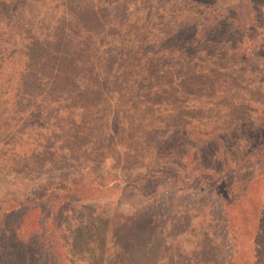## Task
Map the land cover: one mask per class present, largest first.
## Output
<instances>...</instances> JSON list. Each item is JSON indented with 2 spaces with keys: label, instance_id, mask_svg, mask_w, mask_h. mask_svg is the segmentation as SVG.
<instances>
[{
  "label": "trees",
  "instance_id": "16d2710c",
  "mask_svg": "<svg viewBox=\"0 0 264 264\" xmlns=\"http://www.w3.org/2000/svg\"><path fill=\"white\" fill-rule=\"evenodd\" d=\"M263 26L264 0H0V174L68 171L0 198V264H189L185 248L193 237L199 248L200 235L184 222L155 234L114 212L106 241L108 231L97 236L88 220L95 214L72 201L140 180L218 187L226 174L249 172L264 156ZM206 126L213 139L203 144ZM189 138L199 146L180 173ZM82 155L124 166L168 161L104 183L74 169ZM240 221L248 231L232 261L247 264L259 225Z\"/></svg>",
  "mask_w": 264,
  "mask_h": 264
},
{
  "label": "rangeland",
  "instance_id": "374dc122",
  "mask_svg": "<svg viewBox=\"0 0 264 264\" xmlns=\"http://www.w3.org/2000/svg\"><path fill=\"white\" fill-rule=\"evenodd\" d=\"M140 25V24H138ZM256 34L259 38L264 37V26L257 28ZM247 80L248 78L245 77ZM250 89V88H248ZM254 92H255V88ZM244 92V91H243ZM259 91L255 92V96ZM157 118L159 128L164 126L162 121L165 119V110ZM157 116V117H158ZM197 132L203 135V144L207 143L212 137L208 136L210 130L208 126L198 127ZM150 137V135H149ZM27 142H23L21 149H29L33 143L38 139L37 136L28 137ZM180 141V151L183 156L177 160L178 172L181 173L182 168L191 170V164L194 158H189L193 155V148L199 146L189 138ZM179 142V141H178ZM177 144V143H176ZM184 148V149H183ZM183 149V150H182ZM183 151V152H182ZM166 154V153H164ZM164 158V156H162ZM75 162L74 169H89L93 177L102 179L104 183L110 182L112 178H125L134 174H141L146 172L149 168L159 166L160 164H167V159H164L154 165H146L135 163L129 160L130 165H115L112 161L101 162L100 157H87L82 155V158ZM157 162V161H156ZM146 163V162H144ZM72 165V166H73ZM189 165L190 167H188ZM264 168V156H255L252 162V169L244 174L225 175L223 184L216 187L218 184L208 182H198L196 180L188 181H144L140 180V184L136 187L117 186L108 187L106 189L87 190L85 194L94 195L92 197L80 198L81 200L72 203L77 204L78 207L84 209V216L94 213L95 217L88 220L93 223L97 231V236L103 235L104 229L106 232V241H109L113 235L109 227L110 216L116 212L121 217H131L137 222L141 221L150 232L154 231L157 234L162 228V234L167 233L170 227L169 221L184 222L183 230L185 233L199 234V248L193 250V245L196 240L191 239L190 247L185 248L189 259V264H234L232 261L233 254L237 246L242 245V236L248 231L244 225L240 224V219L243 221L251 219L253 216L259 225L256 231V238L252 240L251 248L256 250L249 258L247 264H264V174L260 171ZM71 170V169H70ZM68 171L61 168L45 167L41 172L38 169H32L30 174H20L18 179L12 177L13 174H0V198H6L7 194H18L25 190V193L38 190L37 185L48 182L49 180H56L61 175H65ZM178 179L188 174H177ZM191 175V174H190ZM12 180L8 182L9 177ZM7 181V183H6ZM6 187V190L4 188ZM43 187L39 188L40 192ZM229 197L228 202L225 203V198ZM185 208L186 211L181 210ZM235 214L240 218L236 217ZM179 211V212H178ZM151 215V218L149 216ZM183 214L187 218H183ZM100 215V216H99ZM97 216V217H96ZM154 221L159 228L155 230ZM186 223V225H185ZM198 228V230H197ZM166 230V231H165ZM105 234V233H104ZM116 237V236H115ZM232 238H235L232 241ZM116 240V238L114 239ZM118 241V239H117ZM249 243V242H248ZM254 244V245H253ZM106 244L102 247L104 249ZM234 247V248H233ZM232 256V257H231ZM256 256V257H255Z\"/></svg>",
  "mask_w": 264,
  "mask_h": 264
}]
</instances>
